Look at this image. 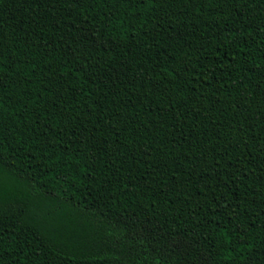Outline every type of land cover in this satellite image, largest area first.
<instances>
[{
    "label": "trees",
    "instance_id": "1",
    "mask_svg": "<svg viewBox=\"0 0 264 264\" xmlns=\"http://www.w3.org/2000/svg\"><path fill=\"white\" fill-rule=\"evenodd\" d=\"M0 264H264V0H0Z\"/></svg>",
    "mask_w": 264,
    "mask_h": 264
}]
</instances>
